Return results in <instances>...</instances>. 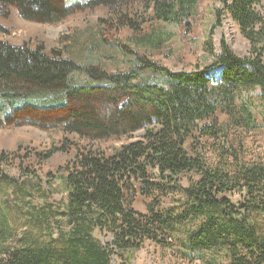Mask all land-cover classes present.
<instances>
[{"label":"trees","instance_id":"obj_1","mask_svg":"<svg viewBox=\"0 0 264 264\" xmlns=\"http://www.w3.org/2000/svg\"><path fill=\"white\" fill-rule=\"evenodd\" d=\"M113 1L0 0V10L4 16L14 9L24 21L58 25L76 11L112 10ZM142 1L155 20L191 30L188 21L198 0ZM218 1L248 40L249 56H236L222 39L217 61L190 72H173L130 52L129 70L109 74L102 63L84 66L64 51L46 54L44 47L0 41V128H61L90 141L131 139L145 132L110 155L79 152L51 174L50 194H62L67 202L46 207L68 227L50 224L49 242L3 246L0 264H112L113 256L125 260L147 241L176 249L185 259L199 254L203 264H264V164L244 162L241 146L230 145V126L255 131L257 116L264 121L263 0ZM115 16L139 45L160 50L172 38L171 33L141 34L129 16ZM216 17L219 27L221 10ZM213 33L206 41L210 51ZM217 70L219 77L212 73ZM82 73L93 84L78 83L74 75ZM257 89L261 94L255 96ZM219 112L229 117L228 124ZM60 151L52 149L44 159ZM209 151L218 160L215 165L206 157ZM184 176L196 178L188 188L181 184ZM21 179L31 189L43 186L23 165ZM133 182L151 200L147 214L134 209Z\"/></svg>","mask_w":264,"mask_h":264},{"label":"rangeland","instance_id":"obj_2","mask_svg":"<svg viewBox=\"0 0 264 264\" xmlns=\"http://www.w3.org/2000/svg\"><path fill=\"white\" fill-rule=\"evenodd\" d=\"M90 1L92 0H67V3L78 5ZM113 5L115 8L112 10L102 6L76 11L58 25L24 21L15 11H9L8 16L1 12L0 41L15 47L28 46L30 49L44 47L46 54H51L52 50L64 51L66 58L82 62L84 66L102 63L109 74L129 70L130 60L133 58L130 52L145 56L173 72H190L204 68L217 61L221 53L222 39L236 56L240 58L249 56L248 40L238 24L225 13L218 0H198L188 21L190 31L184 24L169 26L155 20L153 11L148 9L145 1L114 0ZM217 10L222 12L219 27L216 26ZM116 12L126 14L138 23L141 34L154 33L166 36L164 34L171 33L172 38L160 50L152 49L148 45H139L135 40L136 35L131 30L116 24ZM261 12L264 14V7ZM211 30H214V33L210 51L206 41ZM212 73L219 77V70ZM146 76L149 77V74ZM74 78L80 84H93L83 73L74 75ZM253 94L258 96L261 91L257 89ZM218 118L223 124L229 123L226 114L219 112ZM257 121L260 128L255 131L230 126V145L234 148L241 146L244 151L242 156L244 162L264 164V121L260 115L257 116ZM144 135V130H141L131 139L90 141L78 135L65 134L61 128L40 130L31 126L1 127L0 160L3 152L6 154V160L0 162V248L18 247L22 244L21 240L33 243L49 242L51 236L48 226L54 225L57 221L62 222V228L68 227L63 218L53 219L54 213L52 215L51 209L46 207L48 204L53 205V208L63 207L67 199L62 194H50L46 182L51 174H56L60 168L65 167L77 153L93 150L100 155H110L113 150L142 139ZM203 143L208 144L207 146L210 144L207 140ZM55 148L62 151L48 160L44 159L45 154ZM206 157L210 164L215 165L218 161L210 151ZM22 165L43 181L42 188L31 189L20 183ZM192 179L196 178L192 176L181 178L182 186L188 188ZM10 180L16 183H10ZM133 185L136 188L133 195L134 209L147 214V206L151 200L140 195V185L137 182H133ZM104 240L107 243L112 241L109 235ZM125 258L121 260L118 256H113L111 261L112 264H203L199 254L194 255L192 259H185L176 249L157 247L148 241L141 250L129 252Z\"/></svg>","mask_w":264,"mask_h":264},{"label":"crops","instance_id":"obj_3","mask_svg":"<svg viewBox=\"0 0 264 264\" xmlns=\"http://www.w3.org/2000/svg\"><path fill=\"white\" fill-rule=\"evenodd\" d=\"M14 11L17 13V11L14 10V9H11V10H10V12H14ZM0 13H1V10H0ZM17 14H18V13H17Z\"/></svg>","mask_w":264,"mask_h":264}]
</instances>
